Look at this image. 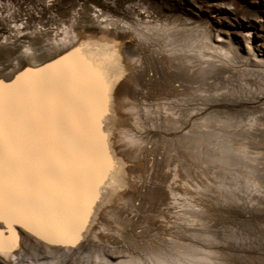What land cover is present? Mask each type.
Masks as SVG:
<instances>
[{"label": "rangeland", "instance_id": "rangeland-1", "mask_svg": "<svg viewBox=\"0 0 264 264\" xmlns=\"http://www.w3.org/2000/svg\"><path fill=\"white\" fill-rule=\"evenodd\" d=\"M103 19L149 34L116 44L133 78L116 83L111 147L130 185L75 248L17 229L0 264H264V0H0V78L23 48L39 65Z\"/></svg>", "mask_w": 264, "mask_h": 264}, {"label": "snow or ice", "instance_id": "snow-or-ice-1", "mask_svg": "<svg viewBox=\"0 0 264 264\" xmlns=\"http://www.w3.org/2000/svg\"><path fill=\"white\" fill-rule=\"evenodd\" d=\"M33 54L23 48L17 70L0 78V258L5 261L22 247L17 229L50 246L75 248L93 206L129 187L111 147L117 127L111 119L114 90L124 74L116 43L81 36L39 65L30 63ZM23 247L38 260L44 255Z\"/></svg>", "mask_w": 264, "mask_h": 264}, {"label": "bare ground", "instance_id": "bare-ground-1", "mask_svg": "<svg viewBox=\"0 0 264 264\" xmlns=\"http://www.w3.org/2000/svg\"><path fill=\"white\" fill-rule=\"evenodd\" d=\"M97 16V15H96ZM92 17V16H91ZM100 17V16H99ZM94 17H92V18H90V19H93ZM90 21V20H89ZM93 24V23H92ZM126 24H128V23H126ZM141 24V23H140ZM136 25H138V24H136ZM84 26V25H83ZM94 26V25H93ZM96 28H93L92 27V25L90 24V25H87V27H86V25H85V28H81V27H77V28H75V26H74V29H73V32H72V35H70L71 37H70V42H68V44L67 45H65L64 47H63V45H61L62 46V50L63 49H65V48H67V47H69L71 44H73V43H75L76 42V40L77 39H79L81 36H84V37H90V38H94V39H97V40H100V41H106V42H108V43H110V42H112V43H116V44H118L119 45V47H120V50H123L122 49V45H124V44H126V43H128L127 42V39H129V38H131V37H133L134 39H135V35L136 36H139V35H141V36H144V37H146V36H148L149 34L147 33V32H145V29H144V31L142 32V31H139V33H138V35L137 34H133L134 32H132L129 28H125V27H122V26H120L118 23H116V22H114V20L113 21H111L110 19H103V20H98L97 21V23H96ZM125 26V25H124ZM141 26H143V25H141ZM63 27H66L65 25H63ZM144 27V26H143ZM143 27H142V29H143ZM146 27V26H145ZM134 28V27H133ZM137 28V27H136ZM139 28V27H138ZM148 28V27H147ZM146 28V29H147ZM151 28V27H150ZM140 29H141V27H140ZM152 29V28H151ZM65 30V29H64ZM70 30V29H69ZM136 30V29H135ZM134 30V31H135ZM148 30V29H147ZM72 31V30H71ZM58 32V31H57ZM60 33H64V31H63V28L59 31ZM149 32H150V30H149ZM57 35V34H56ZM146 35V36H145ZM59 37H60V35H58ZM54 37V36H53ZM140 37V36H139ZM64 38V37H63ZM56 39H57V37H56ZM56 39H55V41H56ZM138 39V38H137ZM142 39V38H141ZM144 39V38H143ZM52 40H54V38L52 39ZM209 40V39H208ZM54 41V42H55ZM61 41V40H60ZM117 41V42H116ZM53 42V41H52ZM204 42V41H203ZM64 43V42H63ZM137 43H138V41H137ZM205 43V44H204ZM203 44H204V46L205 47H207L208 49L210 48H214V49H216V47L218 46V45H216V44H213V42L212 41H205ZM52 44V43H51ZM61 44H62V42H61ZM65 44V43H64ZM133 44H135V42H133ZM57 45V44H56ZM53 46V45H52ZM130 46V45H129ZM132 47V46H131ZM30 48V47H29ZM53 48V47H52ZM57 48V47H56ZM133 49V48H132ZM206 49V48H205ZM249 49V52H253V50H252V48L251 47H249L248 48ZM118 51V50H117ZM126 51V50H125ZM133 53V52H132ZM137 53V52H136ZM50 54V53H49ZM53 54V53H52ZM253 54V56H255V57H257V55H256V53H252ZM51 55V54H50ZM49 55V56H50ZM129 55V54H128ZM132 55H130V57H131ZM44 57H46V56H44ZM254 57V58H255ZM33 58V57H32ZM34 59V58H33ZM45 59V58H44ZM47 59V58H46ZM121 60H123V59H121ZM132 59H130V61H131ZM139 60V59H138ZM255 60H257V62L258 61H260L261 60V62H263L264 60L263 59H255ZM31 61V60H30ZM39 61V60H38ZM43 61V60H42ZM140 61V60H139ZM45 62H46V60H45ZM132 63L133 62H130L129 64H131L132 65ZM139 63L140 62H138V65H139ZM126 64V63H125ZM135 65V64H134ZM127 66H128V64H127ZM135 68V67H134ZM124 69H126V67L124 68ZM128 69V68H127ZM126 69V71H128ZM142 69V68H141ZM138 70V69H137ZM125 71V72H126ZM136 71V70H135ZM134 71V72H135ZM261 71H263L264 72V68L263 69H261ZM258 72H259V70H258ZM119 74V73H118ZM135 74V73H134ZM136 74H138L137 72H136ZM147 75V74H146ZM133 76V74H131V72H126V73H124L123 75H122V77L123 78H126V79H124V80H128V78H130V77H132ZM133 78V77H132ZM135 78V77H134ZM122 79H120V81H121ZM133 80V79H132ZM121 82H123V81H121ZM118 84V83H117ZM121 84V83H120ZM122 85V84H121ZM124 85V84H123ZM127 85V84H126ZM128 86V85H127ZM117 87V86H116ZM128 90V89H127ZM119 92V91H118ZM117 94V93H116ZM121 95H122V93H121ZM117 96H118V94H117ZM117 96H116V99H117ZM125 96V95H124ZM121 97V96H120ZM123 97V96H122ZM122 99V98H121ZM127 104V103H126ZM118 105V104H117ZM134 108H135V106H134ZM126 109V108H125ZM124 109V110H125ZM119 110V109H118ZM137 110V109H136ZM122 111V110H121ZM134 111V110H133ZM124 113V112H123ZM123 113H122V115H123ZM136 113V112H135ZM129 114V113H128ZM122 115H120V116H122ZM136 115V114H135ZM125 116H127V114L125 115ZM129 116V115H128ZM119 117V116H118ZM117 118V117H116ZM126 118V117H125ZM130 118V117H129ZM128 118V119H129ZM143 118V117H142ZM123 119H121V121H122ZM139 120V119H138ZM113 121H114V119H113ZM119 121H120V118H119ZM119 121H118V123H119ZM140 121V120H139ZM123 122V121H122ZM125 123V122H124ZM119 125V124H118ZM131 125V124H130ZM121 126H123V125H121ZM125 127V126H124ZM129 128V127H128ZM122 129H124V128H122ZM123 132H125V131H123ZM118 133V132H117ZM117 135V134H116ZM117 136H119V135H117ZM123 138V137H122ZM126 139V138H125ZM117 140V139H116ZM121 140V139H120ZM127 140V139H126ZM126 140H124V141H126ZM120 142V141H119ZM248 144V143H247ZM117 145V144H116ZM239 145V144H238ZM125 148V147H124ZM242 150V149H241ZM122 153V152H121ZM128 157V156H127ZM137 160H138V158H137ZM122 161H124V160H122ZM139 161V160H138ZM137 162V161H136ZM126 163V162H125ZM124 163V164H125ZM135 163V162H134ZM243 163V162H242ZM123 163H122V165H124ZM138 164V163H137ZM140 164V163H139ZM250 164V166L252 165L251 163H249ZM121 165V166H122ZM141 165V164H140ZM248 165V164H247ZM134 166H136V165H134ZM254 166V165H253ZM126 167H127V165H126ZM129 167V166H128ZM130 167H132L131 165H130ZM129 167V168H130ZM244 167V166H243ZM133 168V167H132ZM141 168V167H140ZM248 168H249V166H248ZM256 168V167H255ZM137 170H138V167L136 168ZM128 170V169H127ZM244 170V169H243ZM249 170V169H248ZM134 171V170H133ZM132 170H131V172H133ZM244 172H246V171H244ZM257 172V171H256ZM133 174V173H132ZM134 175V174H133ZM245 175V174H244ZM258 175H260V174H257L256 176H258ZM128 176V175H127ZM252 176V175H251ZM256 176L254 177V178H256ZM129 178V177H128ZM130 178H132L131 176H130ZM257 179V178H256ZM130 180V179H129ZM132 181H133V178H132ZM258 181V180H257ZM260 182V181H259ZM129 185H130V183H129ZM111 190V189H110ZM110 192V191H109ZM118 193V192H117ZM117 193H115L114 195H115V197H116V195H117ZM121 193V192H120ZM119 194V193H118ZM111 196V195H110ZM122 196H124V195H122ZM119 197V196H118ZM121 197V196H120ZM128 197V196H127ZM112 198H114V197H112ZM106 199V198H105ZM104 199V200H105ZM118 199V198H117ZM122 199V198H121ZM121 199H119V202H120V200ZM126 199V198H125ZM114 200V199H113ZM110 201H112V200H110ZM117 201V200H116ZM125 201V200H124ZM99 203V202H98ZM110 203V202H109ZM109 203H108V205H109ZM112 203H113V201H112ZM118 204V203H117ZM126 205V204H125ZM107 206V205H106ZM99 208H101V207H99ZM98 208V209H99ZM97 209V210H98ZM95 210V209H94ZM107 210V209H106ZM107 212H108V210H107ZM90 219V223L88 224V226H87V228H92V227H96L97 225L95 224V219L96 218H94V214L89 218ZM97 222V221H96ZM102 228V227H101ZM21 230V229H20ZM103 230H105V229H103ZM92 231V230H91ZM94 231V230H93ZM96 231V230H95ZM86 232H88L87 230H86ZM98 232V231H97ZM99 233V232H98ZM89 234V233H88ZM85 236H87V235H85ZM94 237V236H93ZM104 237V236H103ZM119 237V236H118ZM109 238V237H108ZM35 239V238H34ZM45 247V246H44ZM179 247V246H178ZM133 251V250H132ZM17 255V254H16ZM159 256V255H158ZM176 257V256H175ZM174 257V258H175ZM196 257V256H195ZM15 258V257H14ZM17 258V257H16ZM163 258V257H162ZM1 259H3V258H1ZM200 259V258H199ZM16 259H14V261H15ZM126 260V259H125ZM139 260V259H138ZM197 260V259H196ZM200 260H202V259H200ZM5 261V260H4ZM10 261H13V258H10V260H9V262ZM120 261V260H119ZM133 261V260H132ZM150 261V260H149ZM124 262V261H123ZM194 262V261H193ZM200 262V261H199ZM210 262V261H209ZM125 264H139V263H134V262H131V261H125ZM211 264H215V263H211Z\"/></svg>", "mask_w": 264, "mask_h": 264}]
</instances>
